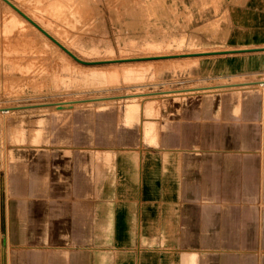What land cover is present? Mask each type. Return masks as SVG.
<instances>
[{"label":"crops","instance_id":"crops-1","mask_svg":"<svg viewBox=\"0 0 264 264\" xmlns=\"http://www.w3.org/2000/svg\"><path fill=\"white\" fill-rule=\"evenodd\" d=\"M252 12L196 57L204 78L256 79L143 101L133 121L63 110L24 170L11 147L3 264H264V8Z\"/></svg>","mask_w":264,"mask_h":264},{"label":"rangeland","instance_id":"rangeland-1","mask_svg":"<svg viewBox=\"0 0 264 264\" xmlns=\"http://www.w3.org/2000/svg\"><path fill=\"white\" fill-rule=\"evenodd\" d=\"M11 1L87 61L197 53L223 46L230 43L234 30L243 27L244 14L264 8L256 6L262 0ZM37 28L0 0L3 179H8L10 173L11 147L13 158L22 164L19 170H24L27 147L31 151L32 145L42 141L51 117L58 119L63 110L67 114L89 110L119 113L133 121L143 101L186 102L214 91L201 86L257 78H204L201 58L196 56L85 64ZM84 99L98 100L79 102ZM57 102L64 107L45 105ZM2 238L0 235V244Z\"/></svg>","mask_w":264,"mask_h":264},{"label":"water","instance_id":"water-1","mask_svg":"<svg viewBox=\"0 0 264 264\" xmlns=\"http://www.w3.org/2000/svg\"><path fill=\"white\" fill-rule=\"evenodd\" d=\"M6 1H8L24 17H26L36 27H38L41 31H43L49 38H51L55 43H57L60 47H62L66 52H68L70 55H72L76 60H78L81 63H85V64H98V63H107V62H116V61H125V60H135V59L137 60V59H148V58H168V57H177V56H197V55L205 54L204 52H199V53L163 55V56H154V57L128 58V59L97 60V61H87V60H83V59L79 58L75 53H73L69 48H67L65 45H63L57 38H55L52 34H50L46 29H44L41 25H39L31 17H29L25 12H23L21 9H19L15 4H13L12 2H10V0H6ZM223 52H229V51H223ZM166 92H168V91H166ZM110 98H113V97H110ZM89 100H98V99H84V100H79V102H81V101H89ZM45 105H57L59 108H63L62 102L47 103ZM11 108H13V107H10L9 109H11ZM14 108H20V107H14ZM4 109L5 108H3L2 110H4Z\"/></svg>","mask_w":264,"mask_h":264},{"label":"bare ground","instance_id":"bare-ground-1","mask_svg":"<svg viewBox=\"0 0 264 264\" xmlns=\"http://www.w3.org/2000/svg\"><path fill=\"white\" fill-rule=\"evenodd\" d=\"M6 1V0H5ZM81 1V0H80ZM7 3H9L8 1H6ZM10 2H12L13 4H15L13 1L10 0ZM10 4V3H9ZM11 5V4H10ZM16 5V4H15ZM12 6V5H11ZM19 9H21L18 5H16ZM13 7V6H12ZM22 10V9H21ZM23 11V10H22ZM19 12V11H18ZM25 12V11H23ZM27 14V13H26ZM29 16V14H27ZM31 17V16H29ZM26 18V17H25ZM32 18V17H31ZM27 19V18H26ZM34 20V19H33ZM35 21V20H34ZM38 23V22H37ZM39 24V23H38ZM44 28V27H43ZM38 29V28H37ZM41 31V30H40ZM43 32V31H42ZM44 33V32H43ZM50 33V32H49ZM51 34V33H50ZM53 42V41H52ZM100 99V98H99ZM64 107V105H62Z\"/></svg>","mask_w":264,"mask_h":264}]
</instances>
